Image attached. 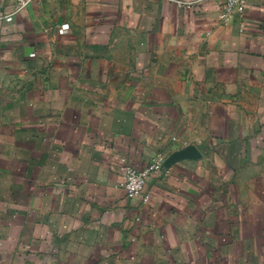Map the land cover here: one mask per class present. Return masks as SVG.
<instances>
[{"label":"crops","instance_id":"0c3cea01","mask_svg":"<svg viewBox=\"0 0 264 264\" xmlns=\"http://www.w3.org/2000/svg\"><path fill=\"white\" fill-rule=\"evenodd\" d=\"M224 2L0 0V264H264V0Z\"/></svg>","mask_w":264,"mask_h":264},{"label":"built area","instance_id":"2783aa9c","mask_svg":"<svg viewBox=\"0 0 264 264\" xmlns=\"http://www.w3.org/2000/svg\"><path fill=\"white\" fill-rule=\"evenodd\" d=\"M16 7L14 13H18L34 3L36 0H15ZM249 0H225L223 4V13L221 19L225 20L230 17L231 14L238 12L243 13L246 4ZM11 16L6 18L7 21L11 20ZM175 140V139H173ZM165 157L158 153L156 154L150 163L141 171L134 170L132 167L124 164V174L121 187L125 191L127 199L140 198L143 205H146L149 201V196L143 194V189L147 178L153 174L164 169Z\"/></svg>","mask_w":264,"mask_h":264},{"label":"water","instance_id":"95a60500","mask_svg":"<svg viewBox=\"0 0 264 264\" xmlns=\"http://www.w3.org/2000/svg\"><path fill=\"white\" fill-rule=\"evenodd\" d=\"M198 156L199 155L194 149L182 150L172 155L171 159L166 160L164 166H167L168 164H170V162L178 159H184V158L196 159Z\"/></svg>","mask_w":264,"mask_h":264}]
</instances>
